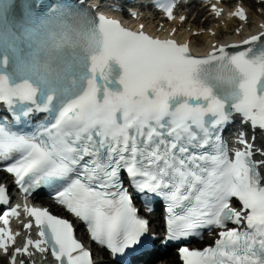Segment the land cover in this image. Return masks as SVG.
Masks as SVG:
<instances>
[{
    "label": "snow or ice",
    "instance_id": "1",
    "mask_svg": "<svg viewBox=\"0 0 264 264\" xmlns=\"http://www.w3.org/2000/svg\"><path fill=\"white\" fill-rule=\"evenodd\" d=\"M80 2L46 5L32 27L12 37V57L0 35V103L16 124H27L34 111L49 117L32 131L0 118V171L14 177L25 201L48 189L93 241L122 259L149 234L147 216L162 199L165 244L177 243L182 264H264V143H256L257 130L264 138V31L197 56L189 43L109 18L106 11L122 10L117 2L90 8ZM176 3L163 8L169 19ZM212 12L220 17L223 10L212 4ZM129 15L140 13L129 9ZM229 15L248 19L242 6ZM114 83L122 90H113ZM237 116L241 127L229 155L222 133ZM8 204V188L0 184V206ZM20 207L0 211L5 254L16 243L10 218H19ZM24 210L33 220L24 224L29 235L10 264L49 251L53 264H93L71 221L47 207L25 203ZM205 228L220 229L214 245L179 243L202 239Z\"/></svg>",
    "mask_w": 264,
    "mask_h": 264
},
{
    "label": "bare ground",
    "instance_id": "2",
    "mask_svg": "<svg viewBox=\"0 0 264 264\" xmlns=\"http://www.w3.org/2000/svg\"><path fill=\"white\" fill-rule=\"evenodd\" d=\"M241 1H249V4H252L251 0ZM227 4L228 3L225 2V5ZM247 9L249 15L248 20H254V24L251 26L246 23L242 28V25L228 14L217 17L214 12L207 11L205 12L204 21L200 26H197L196 20H192L191 22L188 21L187 24H183L179 28L181 32L179 37L184 36L192 46H201L210 50L214 43H217L218 46L222 44L225 38L229 39L228 42L230 45L242 39L244 36H247L251 32L256 34L263 31L264 27L261 26L264 25V10L261 9L259 12H254L249 5ZM236 23L238 24L235 25ZM149 27L153 28V23H150ZM237 29H240L239 34H237ZM195 31H198L199 35L195 36ZM167 262L169 264H179L178 256L174 251L170 253Z\"/></svg>",
    "mask_w": 264,
    "mask_h": 264
},
{
    "label": "rangeland",
    "instance_id": "3",
    "mask_svg": "<svg viewBox=\"0 0 264 264\" xmlns=\"http://www.w3.org/2000/svg\"><path fill=\"white\" fill-rule=\"evenodd\" d=\"M264 10V6H259V7H257L256 8V6L255 7H252V10L254 11V12H259L260 10ZM192 21V19L190 20V22ZM204 20H202V22H203ZM197 24V26H199L200 25V23H196ZM254 24V20H252V19H250L249 20V26H251V25H253ZM235 25H237V24H235Z\"/></svg>",
    "mask_w": 264,
    "mask_h": 264
}]
</instances>
